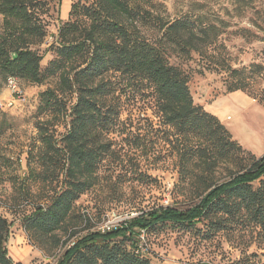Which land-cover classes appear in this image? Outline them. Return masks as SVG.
<instances>
[{
    "label": "trees",
    "instance_id": "16d2710c",
    "mask_svg": "<svg viewBox=\"0 0 264 264\" xmlns=\"http://www.w3.org/2000/svg\"><path fill=\"white\" fill-rule=\"evenodd\" d=\"M60 3L0 0V75L7 85L9 79L35 85L56 80L55 87L38 95L37 134L26 152L22 180L49 191L22 215L25 232L40 242H58L56 233L76 202L111 183L118 162L144 153L156 156L157 146H169L197 202L158 207L120 230L91 233L75 241L58 264H153L136 238L170 230L189 236L198 247L213 246L212 257L197 264H221L227 257L226 264H264V156L244 149L217 116L194 102L190 74L170 60L186 63L196 54L200 74H228V93L250 92L264 67L233 69L220 43L222 33L201 17L164 18L150 0H78L69 20L60 21L53 59L43 68L46 51L40 47L48 37L51 11ZM152 26L156 34L149 38L144 29ZM148 113L158 122H126ZM0 161L4 172L16 168L8 159ZM131 174L125 181L146 183L144 173ZM13 226L0 214V264H14L8 252ZM223 244L239 257L219 250Z\"/></svg>",
    "mask_w": 264,
    "mask_h": 264
},
{
    "label": "rangeland",
    "instance_id": "374dc122",
    "mask_svg": "<svg viewBox=\"0 0 264 264\" xmlns=\"http://www.w3.org/2000/svg\"><path fill=\"white\" fill-rule=\"evenodd\" d=\"M78 0H61L51 11L48 37L40 47L46 51L42 62L45 68L53 59L51 45L55 41L60 21L69 20L71 5ZM92 3L95 0H81ZM156 6L153 11L162 17L180 18L185 15L201 17L203 22L216 26L221 34L220 43L226 49L228 63L233 69H250L252 65L264 67V0H150ZM2 16L0 15V35ZM144 33L152 38L154 27L145 28ZM173 65H179L190 74V91L194 102L217 116L228 129L233 139L258 158L264 156V73L256 77L248 91L227 92L225 72H205L199 57L186 63L175 57ZM56 80L50 78L43 85L26 81L18 82V88L26 97L20 102L8 87L6 78L0 75V160L8 159L16 168L7 172L0 161V214L14 222L8 243V252L14 264H58L64 252L73 243L91 233H110L143 213L158 207H183L197 202L191 194V186L183 183L186 176L180 173L178 157L170 154V147H158L156 156L145 154L133 156L123 163L110 181L83 195L75 204L67 223L57 231V240L43 242L31 238L23 229L21 218L28 213L32 203L46 195L49 187L24 183L27 177L28 146L37 134L36 110L41 91L55 87ZM146 118L157 123L158 119L141 115L126 122L146 124ZM64 131V128H59ZM170 136V135H169ZM4 157V158H3ZM148 176L146 183H129L133 171ZM120 174V180L117 179ZM189 177V176H188ZM9 180L13 182L10 183ZM29 193H28V192ZM28 193V194H27ZM31 204V205H30ZM16 211V212H13ZM143 253L153 264H197L201 259L209 260L213 246L198 247L189 236L173 230L157 236L146 233L137 236ZM217 249V248H216ZM232 258L239 253L223 244L222 249ZM264 254V252H263ZM212 257V256H211ZM222 258V256H220ZM220 258L218 259L220 261ZM229 262L228 257L221 264ZM219 263V262H218Z\"/></svg>",
    "mask_w": 264,
    "mask_h": 264
},
{
    "label": "built area",
    "instance_id": "2783aa9c",
    "mask_svg": "<svg viewBox=\"0 0 264 264\" xmlns=\"http://www.w3.org/2000/svg\"><path fill=\"white\" fill-rule=\"evenodd\" d=\"M8 87L18 97V99H19L20 102H25L26 101V97L21 92V90L18 88V82L15 79H9V81H8Z\"/></svg>",
    "mask_w": 264,
    "mask_h": 264
},
{
    "label": "crops",
    "instance_id": "0c3cea01",
    "mask_svg": "<svg viewBox=\"0 0 264 264\" xmlns=\"http://www.w3.org/2000/svg\"><path fill=\"white\" fill-rule=\"evenodd\" d=\"M238 93L231 94V96H237Z\"/></svg>",
    "mask_w": 264,
    "mask_h": 264
}]
</instances>
